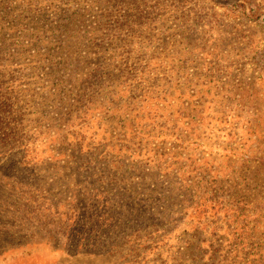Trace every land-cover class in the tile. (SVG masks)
<instances>
[{
  "label": "rangeland",
  "instance_id": "1",
  "mask_svg": "<svg viewBox=\"0 0 264 264\" xmlns=\"http://www.w3.org/2000/svg\"><path fill=\"white\" fill-rule=\"evenodd\" d=\"M230 263L264 264V0H0V264Z\"/></svg>",
  "mask_w": 264,
  "mask_h": 264
},
{
  "label": "trees",
  "instance_id": "2",
  "mask_svg": "<svg viewBox=\"0 0 264 264\" xmlns=\"http://www.w3.org/2000/svg\"><path fill=\"white\" fill-rule=\"evenodd\" d=\"M59 38V37H58ZM60 40V41H59ZM59 40H58V42L59 43H64V45H67L68 43H70V42H67V40H64V39H62V38H59ZM67 58L68 59H70V60H72L73 62H76L77 60H78V58H77V55H71V56H67ZM88 104L90 105L91 104V102H88ZM77 114V113H76ZM230 264H232V263H230Z\"/></svg>",
  "mask_w": 264,
  "mask_h": 264
}]
</instances>
